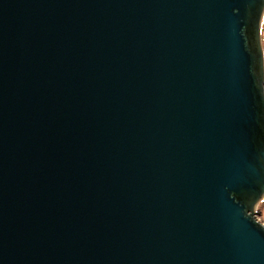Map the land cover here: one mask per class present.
<instances>
[{
    "label": "water",
    "instance_id": "obj_1",
    "mask_svg": "<svg viewBox=\"0 0 264 264\" xmlns=\"http://www.w3.org/2000/svg\"><path fill=\"white\" fill-rule=\"evenodd\" d=\"M264 0H0V264H264Z\"/></svg>",
    "mask_w": 264,
    "mask_h": 264
},
{
    "label": "rangeland",
    "instance_id": "obj_2",
    "mask_svg": "<svg viewBox=\"0 0 264 264\" xmlns=\"http://www.w3.org/2000/svg\"><path fill=\"white\" fill-rule=\"evenodd\" d=\"M262 40H263V35H262ZM263 47H264V41H263ZM258 214L256 216V219L258 222H260L264 226V202H262L258 207H257Z\"/></svg>",
    "mask_w": 264,
    "mask_h": 264
},
{
    "label": "trees",
    "instance_id": "obj_3",
    "mask_svg": "<svg viewBox=\"0 0 264 264\" xmlns=\"http://www.w3.org/2000/svg\"><path fill=\"white\" fill-rule=\"evenodd\" d=\"M262 35H263V41H264V19H263V22H262Z\"/></svg>",
    "mask_w": 264,
    "mask_h": 264
}]
</instances>
